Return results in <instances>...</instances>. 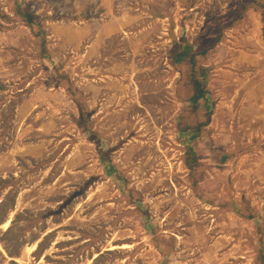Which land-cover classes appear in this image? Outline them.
<instances>
[{
  "label": "rangeland",
  "instance_id": "rangeland-1",
  "mask_svg": "<svg viewBox=\"0 0 264 264\" xmlns=\"http://www.w3.org/2000/svg\"><path fill=\"white\" fill-rule=\"evenodd\" d=\"M256 5L0 0V264H264Z\"/></svg>",
  "mask_w": 264,
  "mask_h": 264
},
{
  "label": "crops",
  "instance_id": "crops-1",
  "mask_svg": "<svg viewBox=\"0 0 264 264\" xmlns=\"http://www.w3.org/2000/svg\"><path fill=\"white\" fill-rule=\"evenodd\" d=\"M99 3V2H98ZM97 8H99L100 10H104V11H108V9H107V7H106V5H104V4H102V3H99L98 4V6H97ZM220 16H224V14H220ZM221 21H224V18L223 17H219V21H217V25L219 26V27H221L222 26V23H221ZM262 23V22H261ZM209 24V23H208ZM262 25H263V23H262ZM97 31V27H92V26H90V29H89V32L87 31V34L88 35H90L91 33H95ZM206 35V29L204 28V37H201V39L200 40H197V42L196 43H194V46L196 45L197 46V44H199V46H200V44H201V42L202 41H206L208 38L205 36ZM75 38V36H72V37H70V38ZM213 42H215V40L213 41ZM212 42V43H213ZM189 44H191V43H189ZM214 45L215 46H213V49H211V50H209L208 51V53L205 55V56H208V57H210V55L211 56H213L212 54H215V51L216 50H214L217 46H222V42H219V43H214ZM195 46V47H196ZM220 48V47H219ZM205 51V50H204ZM200 55V54H199ZM199 55L197 54V56L195 57V58H193V61L195 62H197L199 59H198V57H199ZM204 56V57H205ZM207 58V57H206ZM208 66H210V64H207V65H205V66H202V67H208ZM122 72H124V71H122ZM217 92V91H216ZM200 102V101H199Z\"/></svg>",
  "mask_w": 264,
  "mask_h": 264
},
{
  "label": "trees",
  "instance_id": "trees-1",
  "mask_svg": "<svg viewBox=\"0 0 264 264\" xmlns=\"http://www.w3.org/2000/svg\"><path fill=\"white\" fill-rule=\"evenodd\" d=\"M257 6V5H256ZM261 7L263 8V9H261ZM257 10L261 13V15H262V23H263V27H264V5H260V6H257ZM216 42V41H215ZM216 44V43H215ZM208 53V51H205V52H203L202 54L203 55H206ZM202 54H200V55H202ZM194 63V62H193ZM191 67H192V65H191ZM194 102H196V101H194ZM192 108H196L195 107V105H192ZM185 127H189L188 125H185ZM193 130V129H192ZM197 131V130H196ZM197 132H195V134H196ZM6 223V222H5ZM4 223V224H5Z\"/></svg>",
  "mask_w": 264,
  "mask_h": 264
}]
</instances>
